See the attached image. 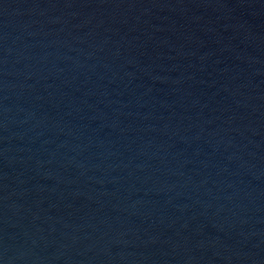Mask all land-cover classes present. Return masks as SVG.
Listing matches in <instances>:
<instances>
[{
	"label": "water",
	"instance_id": "95a60500",
	"mask_svg": "<svg viewBox=\"0 0 264 264\" xmlns=\"http://www.w3.org/2000/svg\"><path fill=\"white\" fill-rule=\"evenodd\" d=\"M0 264H264V0H0Z\"/></svg>",
	"mask_w": 264,
	"mask_h": 264
}]
</instances>
